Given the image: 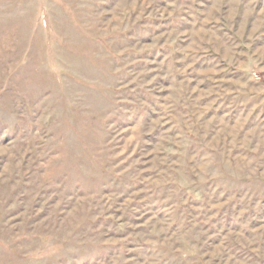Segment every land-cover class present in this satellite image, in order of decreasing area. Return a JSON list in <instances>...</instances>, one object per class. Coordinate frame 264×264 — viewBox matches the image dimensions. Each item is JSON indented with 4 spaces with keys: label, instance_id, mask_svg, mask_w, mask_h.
I'll use <instances>...</instances> for the list:
<instances>
[{
    "label": "rangeland",
    "instance_id": "1",
    "mask_svg": "<svg viewBox=\"0 0 264 264\" xmlns=\"http://www.w3.org/2000/svg\"><path fill=\"white\" fill-rule=\"evenodd\" d=\"M0 264H264V0H0Z\"/></svg>",
    "mask_w": 264,
    "mask_h": 264
}]
</instances>
